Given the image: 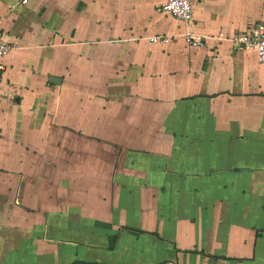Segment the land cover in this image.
<instances>
[{"label": "crops", "instance_id": "0c3cea01", "mask_svg": "<svg viewBox=\"0 0 264 264\" xmlns=\"http://www.w3.org/2000/svg\"><path fill=\"white\" fill-rule=\"evenodd\" d=\"M21 1L0 0V264H264V62L234 41L264 0L190 22Z\"/></svg>", "mask_w": 264, "mask_h": 264}, {"label": "built area", "instance_id": "2783aa9c", "mask_svg": "<svg viewBox=\"0 0 264 264\" xmlns=\"http://www.w3.org/2000/svg\"><path fill=\"white\" fill-rule=\"evenodd\" d=\"M30 0H22L21 4L26 5ZM161 10L172 17L190 22L193 19L192 0H165ZM3 30L0 26V79L6 71V65L3 63V57L10 52L15 45L4 40ZM174 37L168 35H156L152 38L154 43H169ZM186 41L191 46L199 47L203 45L200 39L196 38L193 33L185 35ZM234 41L238 44H244L248 47L255 48L258 53L259 60L264 62V22H259L250 30L237 35Z\"/></svg>", "mask_w": 264, "mask_h": 264}, {"label": "water", "instance_id": "95a60500", "mask_svg": "<svg viewBox=\"0 0 264 264\" xmlns=\"http://www.w3.org/2000/svg\"><path fill=\"white\" fill-rule=\"evenodd\" d=\"M51 82H52L53 84L58 85V84H61L62 79H61V78H53V79H51Z\"/></svg>", "mask_w": 264, "mask_h": 264}]
</instances>
